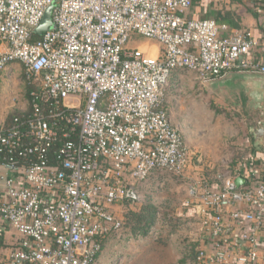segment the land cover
Returning <instances> with one entry per match:
<instances>
[{
	"label": "built area",
	"instance_id": "obj_1",
	"mask_svg": "<svg viewBox=\"0 0 264 264\" xmlns=\"http://www.w3.org/2000/svg\"><path fill=\"white\" fill-rule=\"evenodd\" d=\"M193 4L0 0V78L5 69L23 70L36 86L20 115L0 122V165L21 180L15 171L4 176L0 196V216L22 235L6 264H94L101 240L124 225L115 205L139 204V185L156 171L185 174L189 148L165 105L175 71L197 79L231 70L264 75L252 31L225 34L226 23L191 17ZM49 8L53 26L37 32ZM132 31L158 41L162 56L128 48ZM16 62L21 68H8ZM235 178L216 189L199 180L189 186L190 202L209 212L204 225L214 246L200 249L198 260L222 264L228 254L224 203L238 204L234 220L253 224L241 235L249 249L240 260L261 256L264 179L241 189Z\"/></svg>",
	"mask_w": 264,
	"mask_h": 264
},
{
	"label": "rangeland",
	"instance_id": "obj_2",
	"mask_svg": "<svg viewBox=\"0 0 264 264\" xmlns=\"http://www.w3.org/2000/svg\"><path fill=\"white\" fill-rule=\"evenodd\" d=\"M48 25L53 26L51 15ZM143 40L150 39L136 31L130 33L127 47L134 49ZM156 41V40H154ZM158 42V41H157ZM159 43V42H158ZM244 74L215 76L197 79L195 73L188 70L175 73L168 86V107L175 124L179 125L183 138L195 161L191 175L204 184L214 186L222 181V174H234V167L222 168V151L226 149L227 130H247L255 123L253 113L264 119V110H257L258 104L222 105V85L232 87L229 93L236 92L237 97L245 98L248 89L239 85ZM257 77V74H251ZM251 91V89H249ZM27 87L23 70L5 69L0 78V118L19 111L25 106ZM253 122V123H252ZM186 137V138H185ZM191 144H190V143ZM192 145V146H191ZM192 151V152H191ZM194 151V152H193ZM240 154V153H238ZM238 159L239 156H236ZM234 159V158H232ZM233 162L230 163V165ZM6 182V181H5ZM189 179L168 171H156L149 180L139 185L142 192L141 204L147 208L155 207L157 222L144 235L135 234L124 224L112 233L104 243L103 250L94 264H190L194 262L197 246L192 245L189 220L177 213L179 208L190 204L188 193ZM139 206L134 205V207ZM129 204L124 203L115 213L124 216ZM193 221V220H192ZM194 220V225H195ZM160 232V234H156ZM173 233V235H171ZM188 250V254L185 251Z\"/></svg>",
	"mask_w": 264,
	"mask_h": 264
},
{
	"label": "crops",
	"instance_id": "obj_3",
	"mask_svg": "<svg viewBox=\"0 0 264 264\" xmlns=\"http://www.w3.org/2000/svg\"><path fill=\"white\" fill-rule=\"evenodd\" d=\"M189 15L195 18L210 17L216 19L219 22L226 23L228 25V29L223 30V33L225 34H230L236 30L252 31L254 39L260 45L253 48L252 53H254L257 58L264 59V52L261 50V44L264 43V0H194V4L189 10ZM135 48H140L153 57H160L163 54L160 43L154 40H143V42L135 46ZM12 67L21 68V65L20 63L16 62L11 64L8 68ZM182 71L183 70L175 71L173 75ZM237 73L245 75L240 78L241 81H239V85H242V87L248 89L246 100L245 98L237 97L236 92L230 94L229 89H231L232 87H224L222 85V105L224 103L229 104V102L227 101V98H229L233 100L235 105L238 104L243 106L244 102L252 105L259 103L256 109L263 111L264 80L259 81L257 79L259 76H251V74L257 73L238 70H231L225 75L230 76ZM249 89H251V91H249ZM167 99L168 97H166L165 105L173 123L175 124L170 112V108L168 107ZM3 104L0 105V109L1 107H3ZM259 115L260 114L253 113L252 120H254L255 123L252 122L253 124L248 130L246 128L238 131L235 129L232 131L231 128H229L230 130H227L226 138L223 139L226 143V149L222 151V153H225L222 154V168H226L229 166L234 167L237 169L235 171L237 173L222 174V181L218 184H215L214 186H211L212 188L216 189L223 187L225 179L231 175H236V178L238 176H244L246 178L245 183L239 187L241 189L251 186L255 187L260 180L264 179V128L263 131L259 133L260 127H264V119L262 120L260 118L261 116ZM4 120H6V117L0 118V122ZM175 125L181 130L179 125ZM236 156H239V158L237 159ZM194 162L195 161L192 160V153H190V163L185 170V174L182 176L189 179L188 190L192 182L198 180L201 181L199 178L191 175V168H193ZM231 162L233 163L230 165ZM13 171L17 172L15 174L16 176H18L17 182L21 183L18 174L19 171L14 170L8 166L0 165V196L2 197H5L7 195V184L5 182L4 176L12 174ZM119 206L120 205H115L114 211L115 208L117 209ZM237 206L238 204L224 203L223 214L226 228L225 236L230 239L231 244L228 254L222 264H264V224L257 232L259 239L258 247L261 249L260 258L255 261L249 262L240 260V257L242 255H245L249 249V243L243 241L241 239V235L246 230H250V228L253 227V224L245 220H234L231 217V212ZM177 214L180 217L184 216L187 220H189V227H191L189 229V233L191 241L193 242L192 245L194 244L195 246H197V253L195 254V258L198 254V251L202 248L208 249V252H213L214 246L211 242L212 240L205 231L204 225V219L206 218V216H209V212L201 211L200 201L194 200L191 201L190 204L185 203L183 207L181 206L179 208ZM118 216L124 219L123 214H120ZM194 220L196 223L195 225ZM156 234L158 235L160 234V232H158L157 230ZM171 235H173V233ZM21 240L22 235L7 220L0 216V264H6L7 261H9L12 251L16 249L17 246H19ZM185 254H188V250L185 251ZM190 264L216 263H213L208 259L198 260V258H196L194 262L190 261Z\"/></svg>",
	"mask_w": 264,
	"mask_h": 264
},
{
	"label": "trees",
	"instance_id": "obj_4",
	"mask_svg": "<svg viewBox=\"0 0 264 264\" xmlns=\"http://www.w3.org/2000/svg\"><path fill=\"white\" fill-rule=\"evenodd\" d=\"M34 38H37V35H34ZM27 94L34 89L36 86L34 84H26ZM16 115H20L19 111H15L9 114L6 118V124L9 125L13 121V118ZM127 203V202H126ZM129 204V203H127ZM139 206L133 207L129 204L128 211L124 214V224L132 229V232L137 234H147L156 224L157 216L155 207L147 208L145 205L139 203ZM107 238L101 240L102 245L104 246Z\"/></svg>",
	"mask_w": 264,
	"mask_h": 264
},
{
	"label": "water",
	"instance_id": "obj_5",
	"mask_svg": "<svg viewBox=\"0 0 264 264\" xmlns=\"http://www.w3.org/2000/svg\"><path fill=\"white\" fill-rule=\"evenodd\" d=\"M51 8H49L46 13H45V16L43 18V21L41 23V25L36 29L37 32H41L42 30L46 29L47 25H48V19L50 17V14H51ZM259 76L257 79L259 81H263L264 80V76L263 75H257ZM263 126L260 127L259 129V133H261L263 131ZM246 181V178L244 176H238L236 178V184L238 185V187H240L241 185H243Z\"/></svg>",
	"mask_w": 264,
	"mask_h": 264
}]
</instances>
